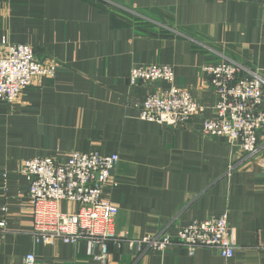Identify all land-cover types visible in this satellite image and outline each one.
I'll return each instance as SVG.
<instances>
[{"label": "crops", "instance_id": "crops-1", "mask_svg": "<svg viewBox=\"0 0 264 264\" xmlns=\"http://www.w3.org/2000/svg\"><path fill=\"white\" fill-rule=\"evenodd\" d=\"M30 45L58 65L10 105L0 101V264H101L85 242L35 245L21 162L74 153L118 155L115 230L132 239L175 234L227 214L236 252L184 247L138 255L110 245L107 264H264V140L229 175L230 140L203 134L218 101L205 66L223 61L264 78V0H0L2 39ZM170 65L174 84L204 107L185 126L142 121L135 103L165 82L130 86L129 73ZM77 205L62 203L75 213ZM6 209V210H5Z\"/></svg>", "mask_w": 264, "mask_h": 264}, {"label": "built area", "instance_id": "built-area-1", "mask_svg": "<svg viewBox=\"0 0 264 264\" xmlns=\"http://www.w3.org/2000/svg\"><path fill=\"white\" fill-rule=\"evenodd\" d=\"M1 44L0 101L14 105L37 77L56 76L58 65L40 60L30 45L10 43L6 37ZM204 71L218 101L214 117L204 122L203 134L229 138V175L242 159L254 158L261 148L260 139L264 140V78L259 71L246 73L231 61L205 66ZM159 81L167 83L168 88L157 89L135 103L142 121L179 127L203 114L204 107L192 99L190 92L175 86L172 66L150 64L135 67L129 73L130 86ZM119 161L118 155L74 152L64 162L55 158L21 162L20 173L29 182L27 213L32 218L35 245L85 242L92 253L99 250L96 258L101 264H107L110 259V245L135 255L179 246L192 255L198 249H208L224 259L234 257L237 247L227 214L193 221L175 234L163 232L139 239L117 234L119 209L105 198V193L117 186L113 174ZM64 202L77 205V211L63 212ZM6 231V221L0 220V233ZM24 264H38L35 254H28Z\"/></svg>", "mask_w": 264, "mask_h": 264}]
</instances>
